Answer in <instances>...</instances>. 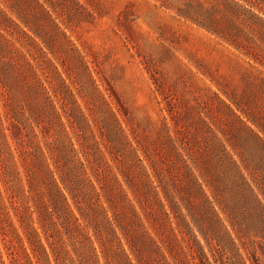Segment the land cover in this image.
I'll list each match as a JSON object with an SVG mask.
<instances>
[{
	"label": "trees",
	"instance_id": "trees-1",
	"mask_svg": "<svg viewBox=\"0 0 264 264\" xmlns=\"http://www.w3.org/2000/svg\"><path fill=\"white\" fill-rule=\"evenodd\" d=\"M221 1L185 0L176 11L250 57L264 102V50L253 36L264 15ZM88 4L99 9L92 0H0L9 264H264V103L254 111L210 76L227 98L205 83V99L166 107L171 123L163 115L155 140L136 137L126 119L130 137L65 28L63 10ZM76 56L106 110L74 89Z\"/></svg>",
	"mask_w": 264,
	"mask_h": 264
},
{
	"label": "rangeland",
	"instance_id": "rangeland-1",
	"mask_svg": "<svg viewBox=\"0 0 264 264\" xmlns=\"http://www.w3.org/2000/svg\"><path fill=\"white\" fill-rule=\"evenodd\" d=\"M184 1L92 0L95 4L98 2L99 9L88 4L89 9L63 10L68 19L67 32L87 61L98 90L117 113L130 137L132 133L126 119L136 137L150 142L155 140L163 115L171 123L166 107L174 102L175 108L183 111L194 103L195 97L205 99V83L227 98L210 76H215L227 92L252 110H263L257 70L246 61L250 57L203 26L180 17L176 6ZM200 1L205 5L223 3L221 0ZM239 1L264 15V0ZM222 7L219 5L217 10L221 11ZM261 27L253 31L259 42V52L264 50V29ZM73 55H77L76 52ZM76 59L74 63L68 61L74 78L80 76L74 89L81 87L93 95L92 100L88 97L92 108L98 105L106 110L79 56ZM59 67L62 69L60 64ZM78 100L85 107L80 95ZM0 246L9 264L1 239ZM261 257L264 259L262 254Z\"/></svg>",
	"mask_w": 264,
	"mask_h": 264
}]
</instances>
